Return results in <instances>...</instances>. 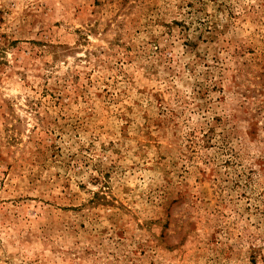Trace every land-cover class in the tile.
Here are the masks:
<instances>
[{"label":"rangeland","instance_id":"1","mask_svg":"<svg viewBox=\"0 0 264 264\" xmlns=\"http://www.w3.org/2000/svg\"><path fill=\"white\" fill-rule=\"evenodd\" d=\"M0 264H264V0H0Z\"/></svg>","mask_w":264,"mask_h":264}]
</instances>
